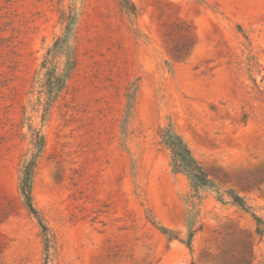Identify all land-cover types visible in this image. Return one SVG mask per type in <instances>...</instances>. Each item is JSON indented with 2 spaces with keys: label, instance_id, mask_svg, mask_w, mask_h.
I'll list each match as a JSON object with an SVG mask.
<instances>
[{
  "label": "rangeland",
  "instance_id": "1",
  "mask_svg": "<svg viewBox=\"0 0 264 264\" xmlns=\"http://www.w3.org/2000/svg\"><path fill=\"white\" fill-rule=\"evenodd\" d=\"M131 1L134 16L119 0H0V264H217L245 234L264 264V233L227 193L264 221V0ZM164 130L214 180L199 197ZM38 134L47 261L20 193Z\"/></svg>",
  "mask_w": 264,
  "mask_h": 264
},
{
  "label": "trees",
  "instance_id": "2",
  "mask_svg": "<svg viewBox=\"0 0 264 264\" xmlns=\"http://www.w3.org/2000/svg\"><path fill=\"white\" fill-rule=\"evenodd\" d=\"M119 5L123 13L128 16H134L136 8L131 0H119ZM71 16L67 18V24L65 26L66 30H69L71 25ZM193 44V34L189 33L185 37L184 41L181 44L174 45L175 55L181 57L184 55ZM76 58L75 53H71L69 59V69L72 70L75 67ZM70 72V71H69ZM162 141L168 147L171 152V160L173 169L177 172H181L187 176L190 181V186L194 191L193 196L199 197L198 193L200 188L205 186H212L214 180L209 177L208 171L205 170L193 157L191 151L188 149L186 144L182 139L173 134L170 130H164L160 134ZM39 142L35 143V151H33L28 158H26L22 164L21 169V178H20V193L23 198V202L41 228V233L45 243L46 251V261L48 258V250L50 248L51 235L47 225L41 217L40 212L35 208L32 202V176L35 166V161L40 152V148L43 143L40 140V135L38 134ZM231 203L237 206L240 210L248 213L255 222L254 235L257 238V242L261 240L264 233V221L257 215L252 207L247 204L243 196L239 195L233 190L227 191ZM195 230H190L186 239H179L187 245L188 248H191L192 237ZM167 235L168 240L177 238L176 233L169 229H164L163 231ZM252 234H245L243 237L239 238L237 243H231L227 248L221 249L220 252L214 255L213 259L217 264H252L254 255H253V243L250 240H253ZM47 264V262H46Z\"/></svg>",
  "mask_w": 264,
  "mask_h": 264
}]
</instances>
